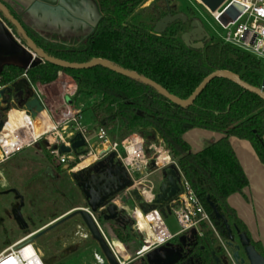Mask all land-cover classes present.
I'll return each instance as SVG.
<instances>
[{"label":"trees","instance_id":"obj_1","mask_svg":"<svg viewBox=\"0 0 264 264\" xmlns=\"http://www.w3.org/2000/svg\"><path fill=\"white\" fill-rule=\"evenodd\" d=\"M146 1L95 0L100 15L95 29L67 46L45 41L35 32L25 29L27 35L49 56L76 63H85L93 58L106 59L149 78L180 99L188 98L202 79L216 70L229 71L249 85L261 88L264 64L248 53L221 44L211 35L203 48L186 46L182 34L188 27L180 20L170 23L161 34L155 33L153 29L157 21L178 11L170 6V0H152L150 7L143 8L146 12L144 20L153 24L150 28H145L144 23L129 21L136 20L138 15H134L135 12ZM191 14L195 16V13ZM0 16L3 17L1 13ZM7 23L15 33V28ZM59 73L74 80L77 95L83 94L89 87H96L98 99L90 106L95 125L116 128L121 138L134 132L144 136L146 130H152L176 161L213 223L219 229L223 224L215 218L208 201L215 204L231 228L244 233L258 253L264 256L227 203L230 195L242 193L248 185L229 137L247 140L264 163V99L226 78L217 77L206 85L191 105L181 107L153 87L103 66L65 69L49 62L26 71L5 66L0 73V88L24 75L32 85L51 83ZM14 111L17 110L10 112ZM184 123L223 136L202 150L192 152L183 139L184 132L189 129L184 127ZM81 152L79 149L76 151L77 154ZM128 202L130 207L134 206ZM152 218L157 225V216L152 214Z\"/></svg>","mask_w":264,"mask_h":264},{"label":"water","instance_id":"obj_2","mask_svg":"<svg viewBox=\"0 0 264 264\" xmlns=\"http://www.w3.org/2000/svg\"><path fill=\"white\" fill-rule=\"evenodd\" d=\"M42 6L46 9H51V6L47 3L42 4ZM0 13L3 16H0V73L5 66H15L26 71L27 69L33 68L44 62H49L55 66L65 69L79 70L89 69L100 65L117 74L139 80L153 87L159 94L181 107H188L191 105L206 85L212 79L217 77L226 78L264 99V90H262V88H264V79L261 81V88H258L249 85L248 83L242 81L237 75L226 70H216L209 73L202 79L188 98L180 99L175 95L170 94L166 89L149 78L134 71L119 67L106 59L93 58L85 63H76L49 56L27 35L20 21L12 15L8 7L1 1ZM186 19L187 17L184 13L166 15L156 22L153 30L155 33L161 34L170 23L177 20L184 22ZM5 20L15 28L16 33L13 32L12 28ZM190 28L191 29L189 31L182 34V40L185 45L195 49L203 48L204 42L209 39L210 35L203 27L202 22L199 19H195L191 23ZM34 93L33 87L25 77H21L15 82L0 88V116L3 115L2 112L4 110H7L10 107V103L12 102H16L18 107L24 106L28 110H31L35 103H39L43 108L40 100L37 97H34ZM184 127L190 129L192 128V125L184 123ZM84 146L85 141L82 135L80 133H76L71 138L70 147L61 145L59 149L62 153H68L71 151L76 152L77 149L83 148ZM146 152L148 153L147 149ZM146 172L148 174H153L155 172L160 173V180L156 186V191L151 201H146V196H144V194H142V192L134 186V182L130 179L124 167L114 161L113 153H110L88 167L72 172V179L82 193L87 207H77L70 210L32 234L28 242H34L35 239L46 234L65 221L75 216H79L92 240H94L99 247L106 262L108 264H120L96 225L93 216L96 219L100 217L104 221H109L116 217L118 210L120 213L125 215L122 209L113 203L120 196V204L131 201L134 207H136L143 215L159 209L161 214L166 217L170 213V201L173 200L181 191L178 171L174 164L157 169L156 159L150 158L147 162ZM81 173L89 175L85 182H80L76 179L75 175ZM112 186H115L116 188L112 191H108ZM126 190L127 193H125ZM130 198H132V200H130ZM208 203L215 218L222 221L228 232L229 238L231 239L232 228L228 224L226 218L219 213L217 207L212 201H208ZM18 215L19 221L26 226V223H24L20 213ZM131 230L133 231L134 228L131 227ZM236 233L238 234L240 245L244 248V256L247 263L264 264V256L260 255L255 247L250 244L248 237L244 233H240L237 229ZM177 254V251L167 244L156 247L147 252L145 258L148 264H172L178 259ZM237 256L238 254L234 253L235 259Z\"/></svg>","mask_w":264,"mask_h":264},{"label":"rangeland","instance_id":"obj_3","mask_svg":"<svg viewBox=\"0 0 264 264\" xmlns=\"http://www.w3.org/2000/svg\"><path fill=\"white\" fill-rule=\"evenodd\" d=\"M151 2L152 0H147L135 12L134 15H138L136 20L130 19L129 21L135 24L144 23L143 26L145 28H150L153 24L144 20L146 12L143 8L150 7ZM170 5H176L177 10L183 11L187 7H192L198 16L197 19L202 21L204 28L211 36L215 34V30L221 31L203 5L197 0H170ZM36 27L57 26L39 25ZM40 35L45 41L66 46L73 44L79 38L76 34H66L58 28L43 31ZM63 75L64 78L61 80H54V83L52 82L50 85L44 87L39 86L44 91V94H46L44 95L46 102L53 108L60 100L59 95L61 93L66 91L71 93L77 105L82 107L83 117L81 122L91 130L94 129L97 125L92 124L90 106L98 99L95 92L96 87H89L84 90L83 94L77 95L74 80L64 73ZM66 76L69 78H66ZM7 112L8 109L4 110L2 114H6ZM106 130L110 138L121 139L120 132L116 128L108 127ZM67 132L69 134L73 133L71 129H68ZM92 132H95V130ZM145 132L144 136L140 135L144 138V147L148 150V156L155 153L157 149L165 150L160 138L152 130L148 129ZM66 156L67 163L62 165L57 164L51 159L44 147L35 145L0 161V190L9 187L8 194H0V251L20 238L35 232L38 228L53 221L62 214L77 207H87L80 190L71 176V166L74 165V162L77 163L76 153L71 151L66 153ZM165 156L166 154L163 155V157ZM48 169L49 172L45 173ZM148 178L154 181V190L156 191V186L160 180V173L155 172L154 174H150ZM142 188V186H139L137 189L141 191ZM17 197L20 198L19 201L16 200ZM128 203H126L125 214L134 221V224L132 226L130 224L129 227L135 229L136 223L134 217L136 216L137 223L140 224L142 223L141 219H143V215L140 211H136L135 213L136 207H130ZM19 213L26 226L19 221ZM163 219L171 233L178 230L177 221L172 214ZM101 224L103 226L104 221H101ZM107 230L111 236H114L121 244L127 247L129 253L127 258L135 256V251L139 248L140 242L143 239L136 231L140 234H143V232L135 229L136 231L133 230V234L128 230L123 233L120 230L108 229V227ZM34 243L41 250L42 257L47 264H99L94 257V252L98 251L101 253V251L95 241L92 240L79 216L65 221L35 239Z\"/></svg>","mask_w":264,"mask_h":264},{"label":"built area","instance_id":"obj_4","mask_svg":"<svg viewBox=\"0 0 264 264\" xmlns=\"http://www.w3.org/2000/svg\"><path fill=\"white\" fill-rule=\"evenodd\" d=\"M204 9L221 30L214 31L215 34L212 37L215 41L224 45L233 46L248 53L264 64V0H223L214 9H209L206 5H204ZM31 86L35 92L34 97H37L43 105L50 126L45 128L38 137L32 135V126L27 124H21L15 131V135L8 136L3 132L0 133V161L25 148L40 145L48 151L49 156L54 162L60 165L65 164L67 163L66 153H62L59 147L61 145L70 147L73 135L80 133L85 141V146L81 154L75 152L77 163L74 162L75 164L72 166L71 171L76 172L79 169L88 167L110 153H113L114 161L124 167L130 179L134 182V186L136 188L142 186L143 188L140 192L144 196H151L146 201H151L155 194L154 187L148 185L147 182L149 180L146 179L150 175L146 172L147 162L150 158L156 159L157 169L174 164L178 171L181 191L169 203V214L175 217L178 230L171 233L165 225L163 219L165 216L161 214L160 210L156 209L151 211L157 214L159 223L153 227L154 235L152 238L147 237L145 234H140L134 229L139 236L143 237L139 248L135 251L136 256L162 246L173 236L185 233L191 229L201 230L204 227L213 229V221L210 214L195 195L176 161L170 158L166 150L157 149L155 153L148 156L144 147V138L139 133L134 132L116 140L109 137L108 131L104 127L96 126L91 130L81 122L83 117L82 107L77 105L71 93L67 91L61 93L59 95L60 100L51 108L37 84H31ZM12 103L13 105L11 108H8V112L15 109L23 113L24 117H28V109L24 106L18 107L16 102ZM92 124L94 123L92 122ZM68 129H71L73 133L69 134L67 132ZM94 130L95 132H92ZM15 136L17 141L14 146L12 148H9L8 145L5 146L8 138L13 139ZM161 151L166 153V158L158 163L157 159ZM85 161L88 162L84 163ZM125 193H127V190ZM118 206L120 207V203H118ZM150 213L144 216H148ZM93 219L114 256L121 264L123 260L120 252L111 242L101 222L94 216ZM34 233L32 232L20 238L15 243L0 251V264H46L41 250L34 242H28ZM94 257L99 264H104L106 261L104 256L98 251L94 252Z\"/></svg>","mask_w":264,"mask_h":264},{"label":"crops","instance_id":"obj_5","mask_svg":"<svg viewBox=\"0 0 264 264\" xmlns=\"http://www.w3.org/2000/svg\"><path fill=\"white\" fill-rule=\"evenodd\" d=\"M0 1L9 8V10L17 17V19L21 21V23L34 30L46 31L58 28L66 34L69 33L70 35H78V39L85 37L89 33V27L92 26L90 12V6L92 4L91 1L97 8L95 0H72V2L81 9L84 16H82V18L77 17L73 20L64 17L63 15H49L48 13L40 9H34L33 11H30L31 8H34L32 0ZM83 1L88 2V4H82ZM34 3L37 6L46 4L43 1H35ZM39 25L57 27H36ZM62 78H64V75L63 73H60L55 81L61 80ZM66 78L69 77L66 76ZM51 83H37V86L40 89L39 86L44 87L50 85ZM41 91L44 94V91L42 89ZM46 118L48 119V117ZM222 136L223 134L218 132H213L205 129L190 128L186 132H184L183 139L189 144L192 152H198L208 145L212 144L213 142H216ZM228 140L248 179V185L243 189L242 193H234L230 195L227 198V203L232 209H234L237 217L245 225L250 239L256 242L261 248L262 252H264V163L259 160L254 149L247 140L239 139L233 136H230ZM164 154L165 153L162 151L161 156ZM46 171L49 172V170ZM146 179L149 180L147 182L148 185H151L152 187L155 186L152 179H149L148 176L146 177ZM153 215H156V213H153ZM142 218L143 219L141 220L143 224H138L135 216V223L139 226L141 232H143L147 237L151 238L148 231L149 229H152L153 231V227L156 226V224L153 222V218L151 223H149L144 216ZM49 223H47L46 225H48ZM44 226L38 228L36 231L43 228ZM103 227H105V231L113 245L120 252L122 260L127 259V256L129 255L127 247L124 244H121L114 236H111L105 224L103 225ZM135 229H137L136 225ZM122 253H125V256H122Z\"/></svg>","mask_w":264,"mask_h":264},{"label":"flooded vegetation","instance_id":"obj_6","mask_svg":"<svg viewBox=\"0 0 264 264\" xmlns=\"http://www.w3.org/2000/svg\"><path fill=\"white\" fill-rule=\"evenodd\" d=\"M35 1H43L47 3L48 5H50L51 9H46L45 7L42 6V4L37 6L34 3ZM86 3L88 4V2H84V1L82 2V4L84 5ZM91 3L92 4L90 6V12H91L92 26L89 27V33H91L95 29V26L100 18L99 12L97 8L95 7L94 3L92 1ZM32 4L34 8H31L30 11H33L34 9H40L48 13L49 15H57V16L63 15L64 17H67L73 20L77 17L82 18L83 16V12L81 11V9L78 8L77 5L72 2V0H32ZM170 6L173 8H176V5H173V6L170 5ZM177 13H184L186 15L187 17L186 21L184 22L182 21V22L186 25V27H188V29L185 32L189 31L191 29L190 28L191 23L195 19H197L198 16L196 14L195 16L191 14V13H195L192 7H187L185 11L178 9V11H176L175 13L173 14L169 13L167 15H175ZM12 15L17 19V17L13 13ZM17 20L20 21L19 19ZM21 24L25 31H26L25 28H27L35 32L39 37H41L40 34L43 31L34 30L24 25L23 23ZM15 33H16V30H15ZM3 117L8 119V122L5 125L7 128H11V129L13 128L17 130L18 128V118H17L18 112L17 111L7 112L6 114H4ZM79 150L82 151L83 148H80ZM45 173H48V172L45 171ZM75 176H76V179L79 180L80 182H85L89 175H87L86 173H81V174H76ZM115 188H116L115 186H112L108 191H112ZM8 193H9V187L6 189L0 190V194H8ZM119 199H120V196L117 198L115 202H113L117 206L119 203ZM16 200L19 201V199L17 198ZM123 206L126 207V204ZM97 219L99 221L100 220L104 221L100 217H98ZM134 220H135V217H134ZM104 224L108 227V229L109 228L112 230L118 229L123 233L127 232L128 230L131 234H133V231L131 230V227H129V225L131 224L132 226L134 224V221H132V219L126 214L123 215L122 213H120L119 210H118L116 217L113 220L104 221ZM167 244L171 248L175 249L178 253L177 254L178 259L176 260V262L172 264H248L247 261L245 260L244 248L240 245V240L238 238V234L236 233V229L232 228V238L230 239L228 232L223 224L222 226H220V229L214 223H213V229H208L205 227L204 229H201V230L191 229L185 233H181V234L173 236L164 245H167ZM146 253L139 255V256L135 255L132 258H127L123 260L121 264H148L145 258ZM234 253L238 254L236 259L234 258ZM104 264H108V263L105 261Z\"/></svg>","mask_w":264,"mask_h":264},{"label":"bare ground","instance_id":"obj_7","mask_svg":"<svg viewBox=\"0 0 264 264\" xmlns=\"http://www.w3.org/2000/svg\"><path fill=\"white\" fill-rule=\"evenodd\" d=\"M198 1L203 5V7H204V5H206L209 9H214L223 0H198ZM3 116H4V114L0 116V133L3 132L4 134H7L8 136L15 135L16 129L7 128L5 125L8 122V119L4 118ZM46 117H47V114L44 111V109L40 106L39 103H35L33 105L32 109L29 110L28 117H24L23 113L18 112V117H17L18 118V127L21 124L31 125L32 126L31 127L32 135L34 137H38L45 128H48L50 126V122H49V120ZM16 141H17L16 136L13 137V139L12 138H8V142L6 143L5 146L8 145L9 148H12ZM161 153H162V151L160 152L159 157L157 159L158 163L162 162L166 158V156L165 157H163V155L161 156ZM150 198H151V196L146 195V200H149ZM17 199L20 200L19 197H17ZM126 203L127 202H124V203L120 204V206H121L120 208L122 209L123 213H125V210H126L125 206H123V205H125ZM136 211H139V210L136 208L135 209V213H136ZM153 213H155V212H151L148 216H144L142 213L141 214L146 218V220L149 223H151L152 222V214ZM136 228H137V230H139V232L141 231L137 224H136ZM148 233H149V235L152 238L154 231H152V229H149Z\"/></svg>","mask_w":264,"mask_h":264}]
</instances>
